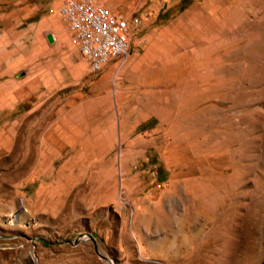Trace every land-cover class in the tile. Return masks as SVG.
Wrapping results in <instances>:
<instances>
[{"label": "rangeland", "instance_id": "rangeland-1", "mask_svg": "<svg viewBox=\"0 0 264 264\" xmlns=\"http://www.w3.org/2000/svg\"><path fill=\"white\" fill-rule=\"evenodd\" d=\"M95 1L139 18L99 72L64 0H0V264H264V0ZM171 111L203 137L181 160L202 184L140 251L133 203L168 187Z\"/></svg>", "mask_w": 264, "mask_h": 264}, {"label": "crops", "instance_id": "crops-1", "mask_svg": "<svg viewBox=\"0 0 264 264\" xmlns=\"http://www.w3.org/2000/svg\"><path fill=\"white\" fill-rule=\"evenodd\" d=\"M183 94H187V90L185 88ZM182 102V108H188V103L185 98L182 99ZM173 113L174 112L171 111L170 115L165 120H159L155 124V127L162 126L165 128L167 133V135H165L166 137L162 140V144L159 146L158 152H155L157 155H160L158 157L159 165L162 166L165 173L168 174L166 177V184L168 187H165L164 192L159 195L157 202H155L156 206L153 208L143 207V205L137 202L133 203V217H137V222L135 231H132V233L140 251H148L151 247L152 241L159 244L166 243V240L164 241L166 238L163 234L155 238L148 234L149 230L154 228L153 226L155 225V228L158 226L157 229H161V227H163V215L175 214L173 205L174 201L179 202L184 211L185 208L183 205H185V203L183 202V198L185 192L190 189L201 188L202 184L198 171H187L185 167H183L181 160L185 153L184 145L186 142H190V139H193L190 144L191 157L195 159L198 155L204 156V143L201 142L203 137L198 135L200 146L199 144H196V141H194L197 140L196 136L193 135L192 137H185L188 136V132L193 134L196 124L195 122H192L187 123L186 125L184 122H177L179 116L177 114L173 116ZM153 115L154 114H151L141 121L151 119ZM199 124L201 125V122H199ZM190 128L192 129L191 131ZM154 129L156 128H153L152 131H155ZM180 193H182V195ZM150 214L158 216V219L155 221L156 224L154 225H149L151 223H148L147 220L143 219V216Z\"/></svg>", "mask_w": 264, "mask_h": 264}, {"label": "built area", "instance_id": "built-area-1", "mask_svg": "<svg viewBox=\"0 0 264 264\" xmlns=\"http://www.w3.org/2000/svg\"><path fill=\"white\" fill-rule=\"evenodd\" d=\"M59 15L93 72L101 71L116 58L125 61L131 31L139 22L137 16L130 18L95 0H64Z\"/></svg>", "mask_w": 264, "mask_h": 264}, {"label": "water", "instance_id": "water-1", "mask_svg": "<svg viewBox=\"0 0 264 264\" xmlns=\"http://www.w3.org/2000/svg\"><path fill=\"white\" fill-rule=\"evenodd\" d=\"M84 236H88V237H91L93 239L92 234L87 233V234H84ZM78 241H79V239L76 240V242H78ZM103 258L106 259V260H108L110 262V264H113V262L110 259L105 258V257H103Z\"/></svg>", "mask_w": 264, "mask_h": 264}, {"label": "trees", "instance_id": "trees-1", "mask_svg": "<svg viewBox=\"0 0 264 264\" xmlns=\"http://www.w3.org/2000/svg\"><path fill=\"white\" fill-rule=\"evenodd\" d=\"M187 1L189 2L190 0H186V2H187Z\"/></svg>", "mask_w": 264, "mask_h": 264}]
</instances>
